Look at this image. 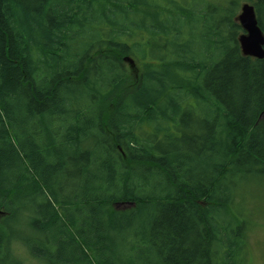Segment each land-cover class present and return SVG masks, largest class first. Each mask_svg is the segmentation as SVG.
<instances>
[{
  "label": "trees",
  "instance_id": "trees-1",
  "mask_svg": "<svg viewBox=\"0 0 264 264\" xmlns=\"http://www.w3.org/2000/svg\"><path fill=\"white\" fill-rule=\"evenodd\" d=\"M38 2L0 0L1 258L18 223L45 264H248L264 57L236 16L264 34V0Z\"/></svg>",
  "mask_w": 264,
  "mask_h": 264
},
{
  "label": "rangeland",
  "instance_id": "rangeland-1",
  "mask_svg": "<svg viewBox=\"0 0 264 264\" xmlns=\"http://www.w3.org/2000/svg\"><path fill=\"white\" fill-rule=\"evenodd\" d=\"M244 0H241V4ZM192 2L191 6L204 8L208 7L210 10L212 8L221 9L222 12H225L230 15V11L225 9V0H188ZM240 8L237 9V11ZM237 21V19H236ZM237 23H239L237 21ZM191 27H194L195 35L201 34L202 31L206 28L205 23L199 24L198 21H192L190 24ZM190 32V31H188ZM187 32V33H188ZM241 33V32H240ZM134 58V57H133ZM135 62L140 68H143L142 62L138 58H134ZM129 60H125V67L129 69ZM264 116V115H263ZM237 190L238 193H243L242 203L248 207V210L251 212L252 226L248 231V252L246 262L248 264H264V176L263 175H250L244 179L239 180ZM240 191V192H239ZM119 207V206H118ZM237 206L233 208V214L236 215ZM4 213H0V220ZM17 226H21L18 223H13L11 228L14 230ZM245 230V229H244ZM6 236L5 244L2 246V254L7 256H0L1 259H5L1 264H11L7 253V242L12 236L11 233Z\"/></svg>",
  "mask_w": 264,
  "mask_h": 264
},
{
  "label": "water",
  "instance_id": "water-1",
  "mask_svg": "<svg viewBox=\"0 0 264 264\" xmlns=\"http://www.w3.org/2000/svg\"><path fill=\"white\" fill-rule=\"evenodd\" d=\"M237 21L243 28L238 36V43L241 53L245 56L255 58L264 57V34L258 26L255 10L252 4L244 2L240 12L236 16Z\"/></svg>",
  "mask_w": 264,
  "mask_h": 264
},
{
  "label": "clouds",
  "instance_id": "clouds-1",
  "mask_svg": "<svg viewBox=\"0 0 264 264\" xmlns=\"http://www.w3.org/2000/svg\"><path fill=\"white\" fill-rule=\"evenodd\" d=\"M23 217H21V220ZM7 242V253L11 264H45L42 257L34 256L27 242L28 233L22 226H17Z\"/></svg>",
  "mask_w": 264,
  "mask_h": 264
},
{
  "label": "bare ground",
  "instance_id": "bare-ground-1",
  "mask_svg": "<svg viewBox=\"0 0 264 264\" xmlns=\"http://www.w3.org/2000/svg\"><path fill=\"white\" fill-rule=\"evenodd\" d=\"M34 1H35V2H38V0H34ZM47 2H48V1H47ZM38 3H39V2H38ZM49 3H50V2H49ZM35 4H36V3H35ZM35 4H34V6H35ZM36 15H37V14H36ZM18 18L24 20V19L26 18V16H25V14H22V13H21V16H19ZM240 51H241V50H240ZM242 55H243V54H242ZM244 56H245V55H244ZM23 120L25 121V124H26V123L32 121L33 118H32V116L29 117V115L26 113V114H24ZM15 141H16V139H15ZM0 213H4V211L0 210Z\"/></svg>",
  "mask_w": 264,
  "mask_h": 264
}]
</instances>
